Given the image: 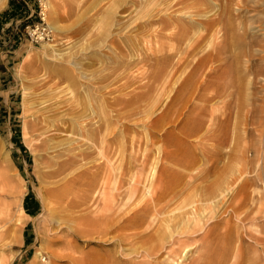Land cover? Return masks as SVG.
Listing matches in <instances>:
<instances>
[{"label":"rangeland","instance_id":"1","mask_svg":"<svg viewBox=\"0 0 264 264\" xmlns=\"http://www.w3.org/2000/svg\"><path fill=\"white\" fill-rule=\"evenodd\" d=\"M124 1L5 0L0 7V264H75L74 261L80 258L103 253H116L115 256L118 257L122 255V247L124 253L130 251L132 254L126 255L127 257L140 262V241L133 244H136L135 247L128 243L115 246L112 243L116 241L120 230L108 227L107 232H102L103 235L101 232H92L95 229L81 232L82 221L85 216L95 218V213L100 210L108 215L113 214L114 210L126 211L130 206H138L145 199V195L140 194V188L144 189L141 186L149 183L144 177L141 179L140 175L154 169L161 170L163 166L188 173L189 182L183 188L182 183L175 185L177 189L182 188L183 194L179 193L167 205V209L174 210L175 213L183 211L184 206L189 208L204 200L202 192L211 179L218 183V187L215 186L217 189L228 185L234 188L222 192V197L215 205L217 208L212 209L215 215L211 218L212 222L208 223L206 220L209 214L200 219L202 227L216 226L220 232L229 230L233 237L217 241L215 237H207L206 243L188 249V256L184 260L186 263L197 255H207V258L211 255L208 259L212 257V260L208 264H264V0H249L247 9L240 11L243 17L232 18L238 25V32H241L242 25H246L249 34L243 35L245 41L233 42L234 52L242 44L246 48L238 59L223 53L220 59L208 60L199 72L195 83L198 85L200 80L201 83L204 81L208 84L204 90V94H208L207 100L198 99L196 96L199 93L193 91L189 93L190 99L184 102L173 101L180 81L192 72L191 66L198 55L218 44L216 39H204L200 51L187 57L188 64L182 71H176L167 77L164 74L166 84L157 81L154 84L147 77L152 67L160 64V60L156 59L158 54L153 51L173 42L167 37L155 35L157 31L168 33L173 30L161 26L158 16L170 11L175 19L182 16L183 18L178 19L188 22L190 18L199 20L205 16L200 17L193 9L185 13L177 5L165 9L164 0H136L138 4L131 3L127 9L124 8L126 0ZM233 7H237L234 2L232 9L236 12ZM218 10V4L214 3L213 8L204 14L212 17ZM39 11H42L52 34L51 37L35 40L29 31L34 23L41 22ZM147 12L149 13L146 14ZM185 14L188 16L185 17ZM147 19L149 23L143 24ZM248 37L252 39L249 41L251 47ZM117 41L124 46L123 57L127 60L130 58L131 63L122 68L124 77L107 82L109 87H113L128 77L132 83L123 91L127 92L126 97L132 99L129 108L138 107L140 112L132 114L136 110L131 108L129 114L126 111V117H112L105 123L94 114L91 117H87L89 113L86 116L74 115L75 113L68 111L67 106L71 101L76 102L84 84L72 85L66 80L59 82L56 71L52 72L51 69L67 64V68L74 74L80 75L67 63V59L75 62L90 61L91 65L82 67L84 74L93 78L94 72L90 71L99 63L93 52L104 50L108 48V44L112 45ZM79 45L86 47L83 46L82 49ZM54 49L62 52V59L61 54L53 55ZM176 54H173V62L179 57L178 52ZM51 56L53 59L49 60L47 57ZM100 70L99 68L97 71ZM108 70L109 67L101 72ZM104 83L102 81L100 84ZM151 83L156 87L146 90ZM111 94H118V91ZM91 97L97 99L99 95ZM53 101L60 107L58 117L52 118L61 119V127L35 126L38 118L50 113L43 109ZM109 109H105V112L115 114L114 109ZM197 119L201 123L196 132L186 135L180 132L185 124L190 125ZM79 123L85 124L87 131H94L102 124L98 138L93 141L87 139L77 126ZM101 138L105 141L100 142ZM41 139H49L48 148L39 146ZM90 143L93 145L90 146ZM104 144L110 147L107 152L102 149ZM80 149L89 154L82 158L77 156L70 163V158ZM164 153L184 156L190 160L194 158L196 162L185 168L180 163L166 160ZM133 156L140 159V166H132L122 180L120 171L129 165L128 161ZM51 159L56 164L68 162L70 166L61 175H50L49 171L58 165L50 164L48 161ZM142 165H145L144 169H140ZM201 170L209 171L210 177L203 181L198 177H191L203 173ZM90 176L97 178L94 189H87L84 185ZM137 178L141 179L138 183L139 190L129 193L131 183ZM244 182L249 184V196L247 200L242 199L238 206L239 200L234 199L233 195ZM63 183L68 185V193L72 192L70 196L75 201L83 192L87 193V202L82 205L74 203L68 210L58 211L57 204L49 198L47 190L64 188ZM223 203L225 205L222 206ZM234 205L237 207L234 208ZM115 216L110 215L107 220L102 218V223H109V220L113 223L117 218L114 221L116 224L119 215ZM93 226L96 227L91 225L87 229ZM123 231L132 234L136 230ZM225 245L228 246L225 250L228 255L221 262L219 259H222ZM213 250L216 252L212 253ZM217 261L219 262L216 263Z\"/></svg>","mask_w":264,"mask_h":264},{"label":"bare ground","instance_id":"2","mask_svg":"<svg viewBox=\"0 0 264 264\" xmlns=\"http://www.w3.org/2000/svg\"><path fill=\"white\" fill-rule=\"evenodd\" d=\"M4 2H5V0H0V7L3 6ZM118 2L120 3V0H118ZM122 2H125V1L122 0ZM233 2L237 4V7H233V8H235L234 10H236V12H234L232 9V3ZM248 2H249V0H164L163 5H164L165 9H169L172 6L177 5V7H180L179 10L184 9L185 13L188 12L189 9H193L197 15H199L200 17L205 16V18L199 19V20L194 19V18H190V19H188L190 22H188V21H185L182 19H178V18H183L182 16H178L175 19L174 15L171 14L170 11H166V12H164L163 15L158 16V19H159L161 26L169 27V28H172L173 30H171L168 33H163V32L157 31V34L155 33V35L167 37L169 39H172L173 42L170 43L169 46H167V47H161V48L157 49L156 51H153L154 53L158 54L157 57L154 54H153V56L156 57V59L160 60V64L154 65L152 67V70L148 73L147 77L149 79L151 78V82L154 84L156 81H157V83H160V84H161V82L166 84L165 77H167V75H169V74L170 75L175 74L176 71H182V68L188 64L187 57L189 55L197 54L200 51V49H201L200 45L204 43L203 42L204 39H208V38L216 39V43L218 45L211 48V49H208L205 52L198 55L197 59L194 61L193 65L191 66L193 69L192 72L189 73L188 75H186L180 81V83L178 85L179 90L173 98L174 102H184V101H187L188 99H190L191 92L196 91L199 93L198 96H196V97L198 99H204L206 101L208 94L207 95L204 94V90L206 89L208 84L205 83L204 81H202V83H201L199 80L198 81L199 84L196 85L195 81L197 79V76H198L199 72L204 68V66L206 65L208 60H211V59L215 60L218 58L220 59L221 55H224L223 53H227L232 58L238 59L239 55L246 49V48H244V46L242 44V46L240 48H238L236 50V52H234L233 42L235 41V43H236V41H242L244 39L243 35L246 36L248 33L246 30L247 29L246 25H242L240 27L241 32H238L237 31L238 25L235 21L232 20V18L233 17H235V18L243 17L242 14H240V11L247 9V7L249 6ZM119 3H118V6H119ZM131 3H134V4L137 3L138 4V2L136 0H126V3L124 4V8L127 9ZM214 3L216 5L218 4V6H219V10H218L217 14L215 16H212V17L204 14L208 10L213 8ZM110 10H109V12H110ZM152 10H153V8H152ZM148 13L149 12H147L146 14H148ZM192 14H189V15L192 16ZM109 15H111V13ZM184 16L187 17L188 15L185 14ZM122 21H125V20H122ZM148 23H149L148 19L143 21V24H148ZM219 31H220V34H219ZM118 32L120 34V31H118ZM251 35H253V34L251 33L250 36ZM237 36L240 39L237 38ZM97 37H98V35H97ZM248 38H249L248 44L250 46L251 45L250 42L252 41L253 37H252V39L250 37H248ZM87 40H90V39H87ZM93 41H94V39H93ZM188 41H190V42L188 43ZM243 41H245V40H243ZM254 41L255 40H253V42ZM85 42H84V44H86ZM184 43H185V46H183ZM90 44H92V43H90ZM98 44H99V41H98ZM111 44L112 45L108 44V48H106L104 50L93 52V56L95 58L99 59V63H100V65L98 63L96 67H93L94 69L92 72L90 71V73L94 72L95 76L93 78L87 77L84 74L85 71H84V68L82 67V65H86L85 67L91 65L90 61L75 62L74 60H70L69 58L68 59L66 58L68 61V62L67 61L66 62L69 63V65H71L74 68L73 70H77V72H79L80 75L74 74L69 68H67V64L65 66L61 65V67H59V68L53 67L51 69L52 72L56 71V73L58 75L57 81H59V82L66 80L69 84H72V85L81 84V83L84 84V89L82 91H80V93H78L79 98H77V100H75L76 102L71 101V102H69V104L67 106L68 111L73 112V114L75 113L74 115H77V116L85 115L86 116V114L89 113L90 116L88 115L87 117H91L92 114H94V116H97V119H100L101 121H103L105 123L109 119H112V117H114L115 119L116 118L120 119V117L122 118V116L126 117V114H127L126 111L128 110V114H129V110L131 108L136 110V111H133L132 114H137L138 112H140L138 107L129 108L132 104V99L126 97L125 95L127 92L123 91L132 83L131 81H129L127 79L128 77L125 80H122L121 82L116 84L115 86L109 87V84L107 81H109V83H110L113 80H118L119 77L120 78L124 77L125 76V74L123 73L124 69H122V68L124 66H126L127 64L131 63V61H129L130 58H128V60H127L123 57V55L125 54L123 52L124 46L122 45V43L120 41H117L115 44L114 43H111ZM257 44H258V42H257ZM51 45H53V44H51ZM72 46H73V44H72ZM79 46L81 47L82 45H79ZM83 46L81 47L82 49H83ZM131 46L133 48L134 44L132 43ZM85 47L86 46H84V48ZM94 47H95V44H94ZM248 49L246 50L247 53H248ZM135 50L136 49H133V51H135ZM249 51H252V49H250ZM176 52H178L179 57L175 62H173L172 57H173V54L174 55L176 54ZM57 54L58 55L61 54L60 57L63 56L62 52L61 53L57 52L56 49H54L53 55L57 56ZM250 54H251V52H250ZM47 58L49 60L53 59L52 56L47 57ZM108 58L110 60H108ZM61 59H62V57H61ZM92 62L94 63L95 61L93 60ZM110 62L112 63V65H109ZM108 67H109V70L107 72L106 71H104L105 73L101 72L102 69L108 68ZM99 68L101 70L97 71ZM119 69H122V71H118ZM164 74L166 75L165 77H164ZM42 79H44V78H42ZM102 81L105 83L100 84ZM152 83L147 85L146 90H150L152 87L153 88L156 87L155 85H152ZM114 91H118V94L112 95L111 93ZM47 93H49V92H47ZM94 94H98L99 98L93 99L91 96ZM53 95H52V97H53ZM40 97L42 98V96H40ZM209 98H210V96H209ZM108 106L112 110L114 109L113 106L117 107L114 109L115 114H113V112H112V115H110V113L108 114L107 112H105V109L106 110L109 109ZM135 106H138V105H135ZM59 107L60 106L58 104L54 103V101H53L49 107H46V109H43L44 111L46 110L47 112H50V113L48 115H43L42 117H40V119L38 118V120L36 121V123L34 125L39 126V127L53 126L54 128L59 129L61 127V123H60L61 119H59V118L53 119L52 118V116L58 117L57 114L59 113L58 112ZM109 111H110V109H109ZM66 112H67V110H66ZM74 115H72V116L74 117ZM49 116H51L52 119ZM59 116H61V115L59 114ZM72 116H71V118H72ZM127 118H128V116H127ZM160 119H163V118L161 117ZM200 123H201L200 119H197V120L193 121L192 123H190V125L185 124L183 129L180 130V132L182 134H185V135L196 132L200 128ZM101 125L99 124L98 127L94 131H87L84 128L85 124H80V123L77 124L80 131L82 133H85L86 138L90 139V141H93L94 139L98 138V133L101 131V128H102ZM207 128H208V126H207ZM213 131H212V133H213ZM206 133H209V132H206ZM212 133H211V135H212ZM121 134H123V130H122ZM178 134L180 135V133H178ZM170 136L171 135L169 134L168 137H170ZM176 137H179V136H176ZM215 137L216 136H214V138ZM50 138H52V137H50ZM82 139H84V138H82ZM48 141H49V139H41L39 146L44 148V149L48 148V146L50 145V143ZM104 141L105 140H103L102 138L100 139V142H104ZM61 143H60V145H61ZM91 145H93V144L90 143V146ZM68 148H70V146H68ZM102 149L104 152H107V150L110 149V147L108 145L104 144L102 146ZM81 150L82 149H80L79 152L77 151L78 153H76V154L74 153L73 157H71L69 160L70 163L75 161L77 159V156H80L82 158V157H86L87 154H89L88 152H82ZM59 153H60V151H58V154ZM189 154H190V152H189ZM164 156H165L166 160H171L172 162L180 163V164L184 165L185 168L191 166L193 164V162L194 163L196 162L194 158L190 160V159H186L184 156H180V155H169L168 153H164ZM88 158H89V156H88ZM206 158H207V156H206ZM147 159H148V157L146 156L145 160H147ZM196 160H198V159L196 158ZM138 161H139V163H138ZM48 162H51L50 164H54V165L58 164L53 170L49 171L50 175H59L67 167L70 166L69 165L70 163H68V162L67 163L61 162V163L56 164V162H53V159L49 160ZM128 163H129V165L124 167V170L120 171V177L122 178V180L125 179L124 175H127L128 170H130V168L132 166H135L137 168L140 166V159L139 158L137 159L136 157L134 158V156H133V157H131V160L128 161ZM212 166H211V168H212ZM144 167H145V165H142L140 167V169L141 168L144 169ZM198 171H200V170H198ZM221 172H222V170H221ZM195 173H197V172H195ZM192 176H194L196 178L198 177L203 181L204 179L208 178L209 171L208 172L204 171L203 173H200L199 175H191V177ZM219 176H220V174H219ZM241 176H242V174H241ZM140 177H141V179L144 177L145 180L146 179L149 180V183H147L148 184L147 185V184H143V182H142L143 186H141V187H144V189L140 188V194L145 195V196H143V197H145V199L143 201H140L138 206H135L133 204L134 206H130L129 208H127L128 210H126V211L121 210V207H120L119 209L121 211H117V210L115 211L114 210V211H112L113 214H108V215L103 214L100 210V211L95 213V218H93V219L90 216L89 217L85 216L83 218V221H82V223H83L82 227L83 228L80 230L81 232H85V230L95 229L92 232H94V231L96 233L101 232L102 235H103L102 232H107L108 227H113V229L115 228V229L120 230V233L119 234L117 233L118 234V236H116L117 239L115 237L116 241H114L112 244L117 246V245H120L121 243L122 244L128 243L131 246H133V244L136 241H140L139 242L140 243V262L136 261L134 258L127 257L128 254H129V256L132 254H130L131 253L130 251H126V253H124L123 247H122V249H120V253L123 256L119 255L117 257V256H115L116 253L114 255L109 254V253H103V254H100L99 256L95 255L93 257L91 256V257L80 258L79 260L74 261L75 264H107L108 262H111V264H208V262H210V260H212V257H210V259H208L209 256H211V255H209L208 258H207V255H205V256L200 255V257L197 255L196 257L191 258L190 261H188L186 263V261H184V260H186V258L188 256V254H187L188 249L192 246L193 247L195 246L197 248L200 244L206 243V241L208 239L207 237H211V236L213 238L215 237L216 241L220 240L222 238L226 240V238H232L233 237L231 234V231H229V230L220 232L216 229V226L215 227L214 226L202 227L203 225L200 224V219L207 214H209V215H207V219H206V220H208L207 222L208 223L212 222L213 219H211V218H214V216H215V215H213L212 211L215 209L214 207H216L215 205L218 202L217 200L220 199V197H222V192L224 190H225L224 192H226V190L227 191H229L231 189L234 190L233 186L229 187V185H228L224 188L219 187L217 189L215 186L218 187V183H215V180L211 179V180H209L210 182L208 184H205V186H204L202 195L207 196L206 198H204L202 196V199H204V200H202L199 203L196 202L195 204H192L189 208H185V206H184V208L182 209L183 211L175 213L174 210L172 211V210L167 209V205L171 199L175 198L177 195H179V193H182L181 189L183 188L184 185H186L189 182L188 173L182 172V171H175L169 167L163 166L161 168V170H157V169L155 170L154 169L153 171H151L149 173L140 175ZM141 179H139V178L134 179V181H133L134 183H131V186L129 187V193H133L134 190H136V191L139 190L138 183L141 182ZM191 180L194 181L193 179H191ZM221 180H223V179H221ZM240 181H243V179H241ZM65 182H66V180H65ZM229 182H228V184H230ZM178 183L183 184L181 186L182 188H180V189L176 188L175 185H177ZM246 183L247 182L241 183L237 188L236 194L233 195L234 199L239 200L238 206H239V203H242L241 202V201H243L242 199L247 200L246 198H248V196H249V189H248L249 184L247 185ZM63 184H65V183H63ZM96 184H97L96 176H93V177L90 176V179L88 180V182L86 181L84 185H86L87 189H94ZM224 185H225V183H224ZM202 188H203V186H202ZM67 189H69L68 185L65 184L64 188H62V187L61 188H52V189L47 190L49 198L52 199V201L57 204L58 211L59 210H62V211L68 210L70 206L73 207L75 204L82 205V204H85L87 202V199H88L87 193L83 192L81 194V196H79V199H76V201H77V203H76L74 198L72 196H70L72 194V192L68 193ZM182 194H181V196H182ZM191 195L193 196V194H191ZM222 199L224 200V198H222ZM244 202H246V201H244ZM121 205H124V203H122ZM223 205H225V203H223L222 206ZM218 207H220V205H218ZM226 207H228V206H226ZM226 207H224V209ZM236 207H237V205L234 208H236ZM231 208H232V206H231ZM21 210L23 211V209H21ZM115 214L119 215L118 216L119 219L117 220L116 224H114V221L117 218L114 219L113 223H111L112 221L110 222V220H109V223H105L107 221H104V224L102 223L103 220L104 219L107 220V218H109L110 215H112V216L114 215V217H116ZM218 216H219V214H218ZM102 218H104V219H102ZM98 220H101V222H98ZM215 222H217V221H215ZM219 222H221V221H219ZM91 225H95L96 227L93 226V227L87 229L88 226H91ZM18 226L20 227V224ZM225 227H226V225H225ZM129 229H134L136 231L132 232V234L131 233L129 234L128 232L123 231V230L127 231ZM223 229H220V230H223ZM104 235H105V233H104ZM198 235H199V237H198ZM254 238H257V237H254ZM226 242H228V241H226ZM135 246H136V244L133 247H135ZM137 247H139V246H137ZM125 248H127V247L125 246ZM134 249L136 250L138 248H134ZM227 249H228V246L225 245L223 247V251H225ZM215 252H216V250L212 251V253H215ZM133 255H134V253H133ZM227 255H228V253H227V251H225L222 255V259H219V260L220 261L225 260ZM136 259H138V258H136ZM201 259H203V260H201ZM218 262L219 261H217L216 263H218Z\"/></svg>","mask_w":264,"mask_h":264},{"label":"built area","instance_id":"3","mask_svg":"<svg viewBox=\"0 0 264 264\" xmlns=\"http://www.w3.org/2000/svg\"><path fill=\"white\" fill-rule=\"evenodd\" d=\"M39 17L41 18V22L37 21L34 23L33 28L29 31L35 40L51 37L52 34V29L45 22L42 11H39Z\"/></svg>","mask_w":264,"mask_h":264},{"label":"trees","instance_id":"4","mask_svg":"<svg viewBox=\"0 0 264 264\" xmlns=\"http://www.w3.org/2000/svg\"><path fill=\"white\" fill-rule=\"evenodd\" d=\"M22 150H24V147L22 146Z\"/></svg>","mask_w":264,"mask_h":264},{"label":"crops","instance_id":"5","mask_svg":"<svg viewBox=\"0 0 264 264\" xmlns=\"http://www.w3.org/2000/svg\"><path fill=\"white\" fill-rule=\"evenodd\" d=\"M8 1V0H7ZM7 3V2H6Z\"/></svg>","mask_w":264,"mask_h":264}]
</instances>
